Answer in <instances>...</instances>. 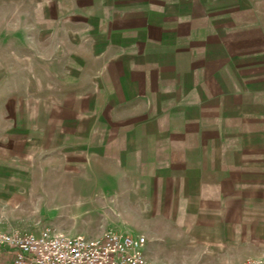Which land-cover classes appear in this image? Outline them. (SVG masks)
I'll return each mask as SVG.
<instances>
[{"label": "crops", "instance_id": "1", "mask_svg": "<svg viewBox=\"0 0 264 264\" xmlns=\"http://www.w3.org/2000/svg\"><path fill=\"white\" fill-rule=\"evenodd\" d=\"M41 159L90 172L149 260L263 256L264 0H0V189Z\"/></svg>", "mask_w": 264, "mask_h": 264}, {"label": "rangeland", "instance_id": "2", "mask_svg": "<svg viewBox=\"0 0 264 264\" xmlns=\"http://www.w3.org/2000/svg\"><path fill=\"white\" fill-rule=\"evenodd\" d=\"M33 166L28 186L0 189V222L21 232L38 234L50 228L89 239L100 238L107 231L137 233L140 220L123 212L122 203L109 202L112 197L101 195L104 188L92 186V180L86 179L90 172H80L84 176L80 174L77 186L75 172H62L42 159Z\"/></svg>", "mask_w": 264, "mask_h": 264}, {"label": "built area", "instance_id": "3", "mask_svg": "<svg viewBox=\"0 0 264 264\" xmlns=\"http://www.w3.org/2000/svg\"><path fill=\"white\" fill-rule=\"evenodd\" d=\"M146 237L107 231L100 238L68 235L50 228L33 232H7L0 228V264L7 250L10 264H163L149 260L143 251ZM246 264H264V255Z\"/></svg>", "mask_w": 264, "mask_h": 264}]
</instances>
